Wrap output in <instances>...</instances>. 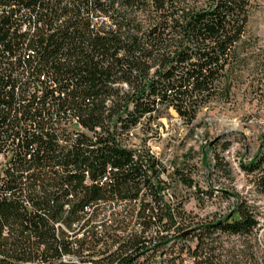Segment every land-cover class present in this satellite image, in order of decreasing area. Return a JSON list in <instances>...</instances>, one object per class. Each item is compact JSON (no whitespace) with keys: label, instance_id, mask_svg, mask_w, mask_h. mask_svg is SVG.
<instances>
[{"label":"trees","instance_id":"1","mask_svg":"<svg viewBox=\"0 0 264 264\" xmlns=\"http://www.w3.org/2000/svg\"><path fill=\"white\" fill-rule=\"evenodd\" d=\"M253 4L0 0V264H72L61 257L85 251L103 255L96 263L136 264L193 239L167 264H183L185 254L193 264H258L264 213L253 198H264V137L238 161L250 194L216 188L235 196L231 209L198 221L181 202L161 206V192L176 198L175 182L201 199L212 188L197 187L185 165L167 169L149 149L126 144L131 130L169 109L193 127L203 108L229 100L233 68L256 44L247 31ZM111 203L129 208L112 210L116 225L100 234L95 221ZM132 221L140 230L125 233ZM223 236L247 243L226 248Z\"/></svg>","mask_w":264,"mask_h":264},{"label":"rangeland","instance_id":"2","mask_svg":"<svg viewBox=\"0 0 264 264\" xmlns=\"http://www.w3.org/2000/svg\"><path fill=\"white\" fill-rule=\"evenodd\" d=\"M247 31L256 44H249L246 62L235 64L233 68L234 86L228 101L218 99L203 108L193 127L181 124L175 111L169 109L159 121L131 130L133 136L126 142L134 149H149L160 157L167 169L185 165V171H192L197 187L205 191L212 188V193L199 199L194 195L195 187L172 182L169 192L175 193V203H182L187 220L211 218L231 209L235 196L221 195L216 190L218 187H224L230 193L250 194L251 185L238 161L250 159L264 137V0H254ZM227 143L228 147L224 148ZM218 158L224 163V171L218 167ZM254 197L251 196L264 213V198ZM261 222L254 247L258 264L264 263V215ZM221 241L226 248L244 247L247 243L235 236H223ZM194 243L195 239L180 240L167 250L168 255L172 256L170 253L184 245L193 248ZM182 257L191 260L190 255Z\"/></svg>","mask_w":264,"mask_h":264},{"label":"built area","instance_id":"3","mask_svg":"<svg viewBox=\"0 0 264 264\" xmlns=\"http://www.w3.org/2000/svg\"><path fill=\"white\" fill-rule=\"evenodd\" d=\"M22 28L25 30L26 26L23 25ZM162 201H161V206H165L171 210L174 209V207H176V203L173 200V197L170 196V194L166 191H162ZM138 207V203L136 204ZM129 208V205H127V203H111L110 204H106L105 207L102 209L103 211L99 212V218L98 220L95 221V228L96 230L101 234L104 232L105 228L104 225L110 226V225H114L115 227V223L111 218H108V215L111 213L112 210H116L118 212H124V209ZM89 210V209H87ZM106 216L107 218L102 220L103 217ZM86 222V219H81V220H76L72 223L71 228L74 231L79 230L82 226H84V223ZM139 225L136 224L135 221H132V223L127 227V229L125 230V233H129L133 230H140L139 229ZM84 230V229H81ZM117 233H124L123 230L118 229ZM113 250L116 249V246H114L112 248ZM102 254V253H100ZM169 253H166L165 251H158L154 254V256L151 257H147L144 255H140L138 256L137 259V263L136 264H167L168 263V258H170L171 256L168 255ZM168 255V256H167ZM85 257H89V259H81ZM103 255H95V254H90L88 251H85L82 253V255H75V254H64L61 257V261L64 262H69L72 264H104V263H96L95 261L98 260L99 258H102ZM183 261V264H193V259H191L190 261H188L187 259L181 258ZM178 261V260H177Z\"/></svg>","mask_w":264,"mask_h":264}]
</instances>
